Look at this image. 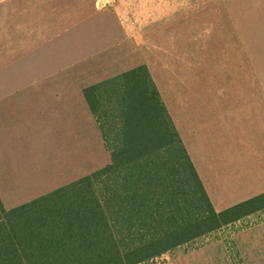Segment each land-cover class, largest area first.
<instances>
[{
  "label": "trees",
  "instance_id": "obj_1",
  "mask_svg": "<svg viewBox=\"0 0 264 264\" xmlns=\"http://www.w3.org/2000/svg\"><path fill=\"white\" fill-rule=\"evenodd\" d=\"M84 96L111 162L10 210L0 202V264H138L236 219V207L214 211L146 66Z\"/></svg>",
  "mask_w": 264,
  "mask_h": 264
},
{
  "label": "crops",
  "instance_id": "obj_2",
  "mask_svg": "<svg viewBox=\"0 0 264 264\" xmlns=\"http://www.w3.org/2000/svg\"><path fill=\"white\" fill-rule=\"evenodd\" d=\"M108 1L111 0H104L105 3ZM82 2L76 8L73 5L59 12L51 11V17L61 18L64 26H59V19L48 25V21L42 17L44 15L33 14V11L38 10L34 8L24 10L27 11L25 13L10 12L9 24L2 22L0 25V50H7L0 54V64L7 63L5 58L9 54V64L12 65V70L10 67L7 69V78L0 83L1 184L15 187L29 185L31 173L28 168L34 170L35 176L43 175V171L48 169V157L46 155L44 158L43 146L47 154L51 130L57 133L56 138L51 139L55 145L59 144V130L64 135L67 130V137L72 138L77 145L82 144V139L89 137L92 132L106 160H109L105 166L111 162L100 124L89 107L84 90L142 66L143 63L132 61L133 65L129 68L114 69V62L110 58L112 53L127 49L129 41L136 45L138 43V37L130 35L134 27L115 8L104 4L98 6L95 0ZM22 52H25V57L16 59ZM108 57L107 63L104 62L103 59ZM121 57V64H125L126 59L123 55ZM24 62L26 68L21 73L17 72L18 63ZM91 66L96 68L97 74L89 77ZM147 70L161 98L160 83L150 68ZM19 79L25 81V84L18 87L15 86V80L17 82ZM246 90L264 101V89L243 91ZM183 103L184 126L191 141H184L177 126L178 120L163 100L214 211L220 213L236 207V264H264V153H257L258 149L253 147L256 141L264 145V126L260 123L264 117L258 119L250 116L252 120L246 121V132L240 136L236 131V189L232 188L236 191V203L217 207V201L206 188L211 176L202 174L200 160L204 161L202 155L207 147L213 154L216 151L222 152L219 147L224 146L222 142H228V146H231L226 135H232L234 139L233 126L239 121L240 102L236 100L235 89L213 93L202 88L185 92ZM101 109L103 112L104 108ZM245 140L247 145L243 146ZM34 143L38 146L35 154L38 164L32 167ZM196 145L201 148L195 150L193 146ZM228 151L231 149L228 148ZM71 152L66 149V153ZM209 158L215 162V156ZM232 159H235V154ZM212 176L218 179L217 175ZM262 196L263 199H257Z\"/></svg>",
  "mask_w": 264,
  "mask_h": 264
},
{
  "label": "rangeland",
  "instance_id": "obj_3",
  "mask_svg": "<svg viewBox=\"0 0 264 264\" xmlns=\"http://www.w3.org/2000/svg\"><path fill=\"white\" fill-rule=\"evenodd\" d=\"M95 1L98 6L104 4L115 8L118 13L122 12L125 15L123 18L134 27L130 35L138 37L137 45L129 41L127 49L112 53L110 58L114 62L113 68H129L133 65L132 61L150 68L160 83L163 100L178 120L177 126L184 141H191L184 126L185 92L202 88L213 93L226 89L236 90V100L240 102L239 121L233 126L234 139L232 135H226L231 146H228V142H222L224 146L219 145L222 152L216 151L213 154L207 147L202 155L204 161L200 160L202 174L211 176L206 188L217 201L215 205H234L236 191L232 188L236 189V131L242 136V132H246V121L252 120L250 116L258 119L264 117V101L254 93L243 91L264 89V0ZM81 3L82 0H0V25L2 22L9 24L10 12L25 13L27 11L24 10L34 8L38 10L33 11V14L44 15L42 17L48 21V25L59 19V26H64L61 18L51 17V11L59 12L73 5L76 8ZM6 51L0 50V54ZM121 55L126 59L125 64H121ZM23 57L25 52L15 58L21 60ZM107 59L109 57L103 61L107 63ZM5 60L6 64H0V83L7 78V69L10 67L12 70L9 54ZM16 67L17 72L21 73L26 68V62L18 63ZM89 69V77L97 74L95 67L91 66ZM21 80H15V86L24 85L25 81ZM260 123L264 126V120ZM110 125L106 127L108 132L113 128V124ZM66 133L64 135L59 130V144L55 145L51 139L56 138L57 133L51 130L47 154L46 147L43 146L44 158L46 155L48 157V169L43 171L42 176H35L34 170L28 168L31 173L29 185L15 187L0 183V202L5 210L63 187L108 163L109 160H106V155L92 132L79 145L68 138ZM109 134L112 139V133ZM259 142H254L253 147L261 154L264 153V145L258 144ZM246 145L245 140L243 146ZM193 147L195 150L201 148L197 145ZM37 148L34 143L32 167L38 164V157L35 156ZM210 148H213L212 143ZM66 149L68 152L73 151L66 153ZM233 153L235 159H232ZM211 155L215 156V162L210 160ZM212 174L217 175L218 179L215 180ZM138 264H236V219L211 233Z\"/></svg>",
  "mask_w": 264,
  "mask_h": 264
}]
</instances>
